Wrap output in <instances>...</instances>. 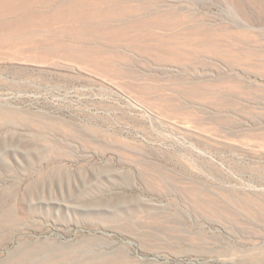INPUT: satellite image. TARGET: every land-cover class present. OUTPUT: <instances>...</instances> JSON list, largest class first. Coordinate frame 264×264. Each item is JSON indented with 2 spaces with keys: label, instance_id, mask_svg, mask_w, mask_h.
Here are the masks:
<instances>
[{
  "label": "rangeland",
  "instance_id": "rangeland-1",
  "mask_svg": "<svg viewBox=\"0 0 264 264\" xmlns=\"http://www.w3.org/2000/svg\"><path fill=\"white\" fill-rule=\"evenodd\" d=\"M136 5L0 44V264H264V0Z\"/></svg>",
  "mask_w": 264,
  "mask_h": 264
},
{
  "label": "bare ground",
  "instance_id": "bare-ground-1",
  "mask_svg": "<svg viewBox=\"0 0 264 264\" xmlns=\"http://www.w3.org/2000/svg\"><path fill=\"white\" fill-rule=\"evenodd\" d=\"M146 8L135 0H0V44L135 45V29L143 38L144 26L160 24L137 16Z\"/></svg>",
  "mask_w": 264,
  "mask_h": 264
}]
</instances>
